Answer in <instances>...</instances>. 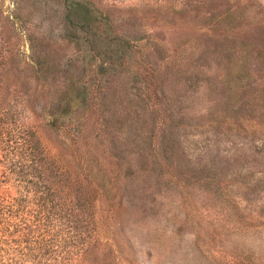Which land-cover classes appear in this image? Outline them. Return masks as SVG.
Here are the masks:
<instances>
[{
    "label": "rangeland",
    "instance_id": "1",
    "mask_svg": "<svg viewBox=\"0 0 264 264\" xmlns=\"http://www.w3.org/2000/svg\"><path fill=\"white\" fill-rule=\"evenodd\" d=\"M14 107L85 208L79 237L47 219L50 254L0 264H264V0H0Z\"/></svg>",
    "mask_w": 264,
    "mask_h": 264
},
{
    "label": "trees",
    "instance_id": "2",
    "mask_svg": "<svg viewBox=\"0 0 264 264\" xmlns=\"http://www.w3.org/2000/svg\"><path fill=\"white\" fill-rule=\"evenodd\" d=\"M76 85L75 81H69L60 89V100L48 121L56 129L70 126L81 96L85 97ZM8 114V119L5 113L0 118V253L12 249L24 251L35 262L50 254L47 247L42 249L43 221L61 222L79 237L85 205L81 199H73L66 193L62 186L65 178L47 154L39 133L21 121L22 109L14 107ZM16 187L26 192L27 201L33 206L26 212L31 221H13L26 202L12 196ZM45 228L44 233L53 226L49 224Z\"/></svg>",
    "mask_w": 264,
    "mask_h": 264
}]
</instances>
